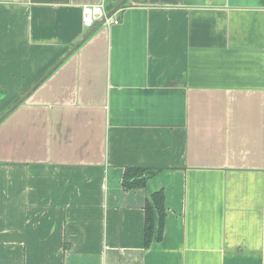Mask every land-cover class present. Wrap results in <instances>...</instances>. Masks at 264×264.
Returning <instances> with one entry per match:
<instances>
[{"label":"crops","instance_id":"crops-1","mask_svg":"<svg viewBox=\"0 0 264 264\" xmlns=\"http://www.w3.org/2000/svg\"><path fill=\"white\" fill-rule=\"evenodd\" d=\"M118 1L0 0V264H264V0Z\"/></svg>","mask_w":264,"mask_h":264},{"label":"trees","instance_id":"trees-1","mask_svg":"<svg viewBox=\"0 0 264 264\" xmlns=\"http://www.w3.org/2000/svg\"><path fill=\"white\" fill-rule=\"evenodd\" d=\"M161 168L128 166L124 168L122 187L125 190L143 188L149 178ZM144 246L147 248L153 239H160L166 215L165 197L162 190L153 191L144 206Z\"/></svg>","mask_w":264,"mask_h":264},{"label":"built area","instance_id":"built-area-1","mask_svg":"<svg viewBox=\"0 0 264 264\" xmlns=\"http://www.w3.org/2000/svg\"><path fill=\"white\" fill-rule=\"evenodd\" d=\"M104 24L117 23V19L108 16L103 2L85 5L82 8V24L85 28H92L97 22Z\"/></svg>","mask_w":264,"mask_h":264},{"label":"water","instance_id":"water-1","mask_svg":"<svg viewBox=\"0 0 264 264\" xmlns=\"http://www.w3.org/2000/svg\"><path fill=\"white\" fill-rule=\"evenodd\" d=\"M126 0H119L115 5L114 7L110 10V12L107 14L108 16H110L116 9H118L122 3H124ZM11 109V108H10ZM7 110L6 112H4L1 116H0V122L2 121V119L7 115V113L10 111Z\"/></svg>","mask_w":264,"mask_h":264}]
</instances>
